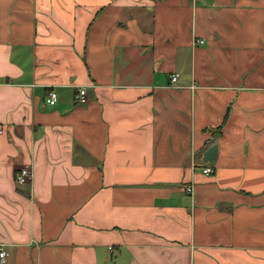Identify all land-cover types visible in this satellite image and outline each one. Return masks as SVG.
<instances>
[{
  "label": "crops",
  "instance_id": "obj_1",
  "mask_svg": "<svg viewBox=\"0 0 264 264\" xmlns=\"http://www.w3.org/2000/svg\"><path fill=\"white\" fill-rule=\"evenodd\" d=\"M0 245L264 264V0H0Z\"/></svg>",
  "mask_w": 264,
  "mask_h": 264
},
{
  "label": "built area",
  "instance_id": "obj_2",
  "mask_svg": "<svg viewBox=\"0 0 264 264\" xmlns=\"http://www.w3.org/2000/svg\"><path fill=\"white\" fill-rule=\"evenodd\" d=\"M194 44H202V40H194ZM177 79V74L171 76V81L174 82ZM73 100L77 104H84L87 102V93L86 89L79 87L73 95ZM57 103V93L54 90H49L46 96V104L48 106H54ZM202 172L206 175L212 172L210 167L203 168ZM32 177L31 169L28 165L19 167L14 173L15 184L19 186L27 185ZM187 191H191V188H187ZM7 261V251L3 245H0V264H6Z\"/></svg>",
  "mask_w": 264,
  "mask_h": 264
},
{
  "label": "water",
  "instance_id": "obj_3",
  "mask_svg": "<svg viewBox=\"0 0 264 264\" xmlns=\"http://www.w3.org/2000/svg\"><path fill=\"white\" fill-rule=\"evenodd\" d=\"M217 151H218L217 145H212V146L208 147L203 153V159L205 161L215 160L217 157Z\"/></svg>",
  "mask_w": 264,
  "mask_h": 264
}]
</instances>
